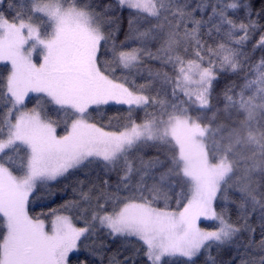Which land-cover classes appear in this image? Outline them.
<instances>
[{"label": "snow or ice", "instance_id": "1", "mask_svg": "<svg viewBox=\"0 0 264 264\" xmlns=\"http://www.w3.org/2000/svg\"><path fill=\"white\" fill-rule=\"evenodd\" d=\"M0 264H264V0H0Z\"/></svg>", "mask_w": 264, "mask_h": 264}]
</instances>
